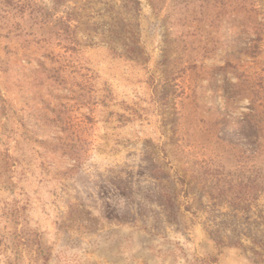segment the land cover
<instances>
[{
    "label": "rangeland",
    "instance_id": "rangeland-1",
    "mask_svg": "<svg viewBox=\"0 0 264 264\" xmlns=\"http://www.w3.org/2000/svg\"><path fill=\"white\" fill-rule=\"evenodd\" d=\"M139 1L0 0V264H264V0Z\"/></svg>",
    "mask_w": 264,
    "mask_h": 264
},
{
    "label": "trees",
    "instance_id": "trees-1",
    "mask_svg": "<svg viewBox=\"0 0 264 264\" xmlns=\"http://www.w3.org/2000/svg\"><path fill=\"white\" fill-rule=\"evenodd\" d=\"M54 1L58 4H61V5L64 4V0H54ZM129 2H131L133 4V6L140 5L139 0H129ZM33 17H35V15ZM6 29H8L7 26H6ZM52 30L56 31L57 34L61 36L62 41L73 45V46H71V45L67 44V46H65L66 48H68L69 50L75 51L78 40L76 38L74 28L71 25L69 18L62 17L60 19H57L54 23V26L52 27ZM257 33H259V32H257ZM21 35H22V37H24V34H21ZM226 66L232 67L239 78H241V76L244 75L239 71L237 64H233L232 62L227 61L226 65H224L222 67L225 68ZM255 99H258V98H255ZM252 116H255V114H253ZM242 185H243L242 187L248 191L243 192V191L239 190L238 192H235L236 193L235 194L236 200L240 201L241 205H242V203H244L243 202L244 200L247 202H250V201L253 202L257 196L258 186L254 183L250 184V185H244V184H242ZM247 207L248 206H241L240 208L246 210Z\"/></svg>",
    "mask_w": 264,
    "mask_h": 264
}]
</instances>
